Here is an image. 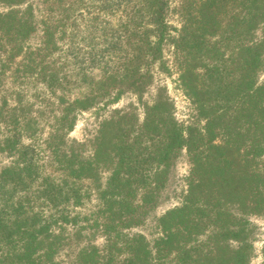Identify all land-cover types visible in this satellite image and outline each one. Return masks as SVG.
I'll list each match as a JSON object with an SVG mask.
<instances>
[{"label":"trees","instance_id":"obj_1","mask_svg":"<svg viewBox=\"0 0 264 264\" xmlns=\"http://www.w3.org/2000/svg\"><path fill=\"white\" fill-rule=\"evenodd\" d=\"M173 1L181 21L175 36L168 22ZM0 6L9 8L0 11V128L7 130L0 153L17 156L0 172V264H250V222L226 206L254 215L264 207V177L254 170L264 157V85L256 81L264 42L254 39L264 25V0ZM167 42L203 126L179 124L160 100L146 107L143 123L114 111L91 157L83 156V143L68 144L79 113L143 92ZM10 81L16 87L8 90ZM42 121L52 127L40 145ZM182 151L190 163L185 202L159 220L161 235L151 243L131 230L157 204ZM75 231L98 232L104 242L80 248L71 261L57 258Z\"/></svg>","mask_w":264,"mask_h":264},{"label":"rangeland","instance_id":"obj_2","mask_svg":"<svg viewBox=\"0 0 264 264\" xmlns=\"http://www.w3.org/2000/svg\"><path fill=\"white\" fill-rule=\"evenodd\" d=\"M174 1L172 2V10L168 15V22L172 28L171 34L175 36L177 31L181 28L180 18L178 14L173 11L175 8ZM9 10L6 6H0V11L7 12ZM39 14V10H38ZM254 39L257 42H264V25L259 26L258 30L255 31ZM40 42V34L33 37L30 44L32 46L38 45ZM151 79L148 85L145 87L142 93L135 91H127L122 94L119 99L96 106L95 108L79 113L75 129L68 135L66 141L69 143L75 141L83 143L85 145L83 149V156L91 157L93 154L94 141L99 136L100 126L103 122L110 119V116L114 111H119L125 115H128L131 119V123L136 121L137 123H143L145 119L146 107L151 106L159 102L160 100H167L172 106V112L175 120L179 124L186 125H199L203 126L204 122L201 120L197 122V109L193 104L191 98L187 96L185 90L180 82V73L177 66V60L174 52L172 42H167L163 47L162 59L156 62L150 68ZM256 81L259 86L264 85V54L262 58V65L256 74ZM16 86L12 85V82L6 83V89L10 90ZM39 89V88H38ZM113 96L117 95L119 91L113 89ZM36 89L30 91L34 94ZM77 92H74V94ZM10 94V93H9ZM8 94V96H9ZM4 94H0V106L2 105ZM116 97V96H115ZM9 105L15 104V99L8 97ZM107 100L106 102H108ZM35 108V110H37ZM47 114V118L50 116ZM52 123H45L42 121L41 128L44 132L40 135L42 140H45L50 131ZM7 135V130L4 127L0 128V140H4ZM23 144L33 143L31 139L23 137L21 139ZM38 151H41L39 145L37 146ZM44 148V146H43ZM41 154L45 162L48 161L49 153ZM17 160V156H12L9 153H0V172L5 168L14 166ZM49 172H52V167H47ZM104 171L111 168L108 165ZM261 176L264 177V157L259 158L256 161L254 168ZM190 171V163L185 151L180 152V155L175 159L173 164L170 165L165 176V185L161 190L157 204L154 206L152 211L147 215L144 223L134 227L131 233L141 234L148 241L153 243L161 235L159 228V220L168 212L175 208L183 206L185 197L188 190L187 176ZM111 171H108L110 173ZM107 174V172H106ZM108 176V175H106ZM89 184V183H88ZM94 204V202H93ZM226 209L239 218H244L250 222L249 234L247 236V243L252 246L248 249L250 255V264H264V207L262 211L257 214H251L250 210H243L241 206L235 203H230L226 206ZM74 231V230H73ZM78 232H74L73 245L67 246L61 250L57 258L61 260L71 261L73 255L84 246L98 245L101 246L104 242V237L100 233H93L91 231H84L82 235H78ZM233 248H237L240 244L231 243Z\"/></svg>","mask_w":264,"mask_h":264}]
</instances>
